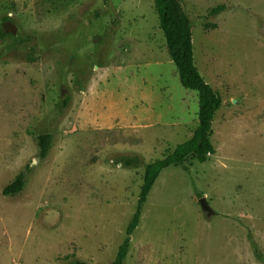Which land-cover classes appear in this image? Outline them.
Returning a JSON list of instances; mask_svg holds the SVG:
<instances>
[{
    "label": "rangeland",
    "instance_id": "1",
    "mask_svg": "<svg viewBox=\"0 0 264 264\" xmlns=\"http://www.w3.org/2000/svg\"><path fill=\"white\" fill-rule=\"evenodd\" d=\"M180 1L215 152L159 174L123 263L264 264V0ZM0 31V264H112L145 166L198 126L154 1L0 0Z\"/></svg>",
    "mask_w": 264,
    "mask_h": 264
},
{
    "label": "trees",
    "instance_id": "2",
    "mask_svg": "<svg viewBox=\"0 0 264 264\" xmlns=\"http://www.w3.org/2000/svg\"><path fill=\"white\" fill-rule=\"evenodd\" d=\"M153 1L159 26L165 39L167 53L175 65L179 82L184 89L197 93L198 126L189 140L177 145L163 159L145 166L143 183L138 195L135 212L125 229V238L119 246L112 264H124V259L129 250L130 237L139 224L142 207L159 174L169 167L182 166L189 158L199 163H205L209 156L215 152L210 137L212 122L221 106V100L210 85L205 82L195 66L190 19L184 12L180 0ZM222 11H224V7H218L212 10L210 15H216ZM6 36L5 33L0 31V39ZM37 140L40 156L44 157L48 150L50 137L49 135H43L39 136ZM24 183V175L20 173L13 182L3 189V196H14L21 193Z\"/></svg>",
    "mask_w": 264,
    "mask_h": 264
},
{
    "label": "water",
    "instance_id": "3",
    "mask_svg": "<svg viewBox=\"0 0 264 264\" xmlns=\"http://www.w3.org/2000/svg\"><path fill=\"white\" fill-rule=\"evenodd\" d=\"M199 204H200V207H201V210L202 212L206 213V215L209 217V216H212L214 213L213 211L210 209V207L208 206L207 202H206V199L205 198H201L199 200Z\"/></svg>",
    "mask_w": 264,
    "mask_h": 264
}]
</instances>
